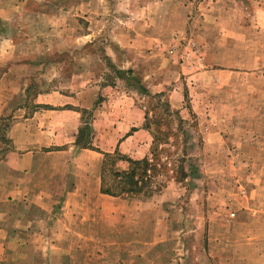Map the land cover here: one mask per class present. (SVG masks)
Returning a JSON list of instances; mask_svg holds the SVG:
<instances>
[{"label":"rangeland","instance_id":"rangeland-1","mask_svg":"<svg viewBox=\"0 0 264 264\" xmlns=\"http://www.w3.org/2000/svg\"><path fill=\"white\" fill-rule=\"evenodd\" d=\"M119 1L84 0L85 10H88L84 13L78 9L77 0H0V17H3L0 31L16 34L17 38L13 39L18 53L15 61L32 57L33 63H41L44 57L37 55L39 50H44L45 46L55 47L47 55L49 62L53 63L50 70L48 64L33 66L31 78L42 79L47 75L58 79L55 61L61 57L64 59L62 63L67 61L72 66L74 60L60 55V51L70 49V45L77 48L78 33L92 32L96 25L95 28L103 31L111 25L117 29L118 19L123 27L125 23L121 20L138 13L137 5L144 2L121 0L128 4L124 9L118 8ZM166 1L171 5L185 2ZM186 1L191 16L189 23L181 28L178 15L180 27L173 33L172 42L160 44L163 51L168 55L172 53L171 58L177 61V70L167 73L170 77L166 79L172 83L162 82L163 89L159 93L141 90L139 93L140 103L147 108V123L153 132L171 131L167 143L160 141L158 152L151 153L153 145L147 152L150 159L155 158L154 170L152 166L148 169L140 167L141 171L147 169V176L138 185L141 191L137 192L150 197L144 207L147 216L144 220L139 216L131 217L127 223L144 229L77 232V238L91 234L103 243L109 239L115 243L114 246L81 248L79 253L87 258L85 264H211L219 249L221 262L254 264L248 259L251 256L249 245H236L235 241L250 235L251 217L242 212L251 208L264 210V49H258L263 47L264 39L248 37L264 27H257L258 23L249 21L255 14L251 0ZM171 9L177 13L181 11L179 6L168 8ZM90 13L106 23H92L87 18ZM59 23L64 25L58 26ZM60 32L65 34V43L55 40L60 37ZM97 41V49L103 54L105 41L100 38ZM2 48L7 49L5 45ZM29 51L33 53L19 55ZM101 57L106 69L103 67L101 73L104 80L101 77L97 80H102V84L118 85L120 90H126V87L137 89V80L132 75L125 78L128 74L119 73L105 53ZM8 63L5 58L0 61V65ZM156 66L161 68V65ZM65 67L63 74L68 76L71 68ZM163 68L161 80L166 76ZM218 68L226 70L224 78L220 76L221 71H213ZM171 90L186 94L184 100L178 102V108L168 106ZM37 92L38 87H31L29 94ZM205 113H211L207 120ZM5 124L0 120V157H4L10 147L4 135ZM217 131L221 132L220 135ZM97 144H100L99 140ZM110 154L112 156L106 161L108 168L104 170L105 185L114 191H120L124 185L130 187L122 176L115 175L117 171L128 170L130 164L124 162L122 153ZM192 164L199 172L183 176L181 167L185 166L188 172ZM158 207L162 209V220L154 226L151 220L157 217L155 208ZM167 218L171 220L166 222ZM123 221L114 218L113 223L118 225ZM258 221L264 223V214ZM95 222L98 226L106 225L105 217H99ZM80 223L77 225H83L82 221ZM138 238L145 239L144 247L131 246V241ZM156 239L163 241L157 246L150 245ZM42 252V247H35L36 256ZM236 252L243 254L244 259L237 256L233 261ZM55 254L56 249H53L51 255ZM90 258L93 259L90 261Z\"/></svg>","mask_w":264,"mask_h":264},{"label":"crops","instance_id":"crops-1","mask_svg":"<svg viewBox=\"0 0 264 264\" xmlns=\"http://www.w3.org/2000/svg\"><path fill=\"white\" fill-rule=\"evenodd\" d=\"M83 1L77 0V7L86 13L87 5ZM251 1L255 14L249 21L258 23L257 27H264V0ZM186 3L185 0L179 5H171L166 0H144L136 7L138 13L121 20L125 23L123 27L118 19L117 29L111 25L103 31L95 28L96 25L92 32L78 33L77 48L70 45V49L60 51V55L74 60L72 66L67 61L62 63L63 58H56L57 67L54 69L60 76L58 79L47 75L42 79L31 78L33 66L48 64L47 69L50 70L53 63L49 62L47 55L55 47L45 46L44 50H39L37 55L44 57L41 63H33L32 57L15 61L18 53L13 39L17 38L16 34L0 31V61L5 58L9 62L0 65V72L3 71L0 73V120L7 123L4 135L10 142L8 152L0 157V263L45 264L57 261L59 264H85L87 258L79 253L81 248L114 246L115 243L111 239L103 243L91 234L77 238V232L144 229L140 225L130 226L127 222L135 216L144 220L147 216L144 207L150 197L137 192L114 191L106 186L104 170L108 165L105 160L107 154L114 152L134 160L146 157L153 145L154 132L151 126H147V108L140 103L139 86L136 87L138 90L127 87L120 90L113 83H101L104 80L101 77L104 71L101 55L105 53L117 69L132 71L128 76L132 75L149 93H159L163 89L162 82L172 83V80L167 81L166 78L170 77L167 73L177 70V61L171 58L173 54L168 55L160 44H170L175 30L189 23L191 16ZM127 5L126 1L118 2V8L126 9ZM171 6L181 7L183 13L168 10ZM162 7L168 8L162 10ZM87 18L92 23H106L91 13ZM0 23L3 24L2 21ZM59 36L55 40L65 43V34L60 32ZM248 37L264 39V30ZM99 38L105 41L103 54L96 46ZM262 42L263 47L258 49H264V40ZM3 45L7 49L3 50ZM31 53L21 52L19 55ZM156 65H161V68ZM65 66L71 68L68 76L63 74ZM163 66L166 76L161 80ZM213 71H221V78L226 75L222 68ZM99 77L102 80H97ZM31 87H38L37 94H29ZM185 95L171 90L168 106L180 107L178 102L183 101ZM208 115L211 113H205V120ZM87 123L90 130L84 132ZM98 140L100 144H97ZM206 144L209 145L208 142ZM124 162L129 163L126 159ZM108 189L112 191H106ZM135 198L138 200L136 205ZM155 213L157 217L151 220L154 226L162 220L161 207L155 208ZM242 213L251 217L250 235L241 236L235 243L249 245V261L264 264V223L258 221L264 210L251 208ZM99 217H105V226L95 224ZM114 218H121L123 224L115 225ZM169 220L167 218L166 222ZM81 221L83 225H77ZM239 227L241 229V223ZM162 241L156 239L150 245L157 246ZM146 243L145 239L138 238L131 241V246L140 248ZM35 247H42V254L36 256ZM53 249H56L55 255H51ZM218 253H221L220 249L211 259V264H234L221 262ZM237 256L240 259L245 257L236 252L233 261Z\"/></svg>","mask_w":264,"mask_h":264},{"label":"trees","instance_id":"trees-1","mask_svg":"<svg viewBox=\"0 0 264 264\" xmlns=\"http://www.w3.org/2000/svg\"><path fill=\"white\" fill-rule=\"evenodd\" d=\"M117 71H119V73H123V74H128V73H132V71H124V70H121V69H117ZM125 78H129L128 77H125ZM129 81V80H128ZM137 86H139V89L142 91V92H146L148 93V90L140 85V83L137 81L136 82ZM148 119V117H147ZM147 126L148 123H147ZM150 127V126H149ZM84 132L86 131H89L90 130V126L88 124L85 125V129L83 128ZM170 133L171 131H167V132H163L162 130H159V133H154V140H153V148L151 149V153H154V152H158V148H159V143L160 141H163L164 143H167V140H169V137H170ZM175 135V133H173ZM115 153H119V152H115ZM112 156L110 153L107 154V159L108 157ZM158 158V157H157ZM123 159L125 160H128L129 163H130V168L128 170H125L123 172H115V175L116 176H122L123 178V181L126 183V184H130L131 186L130 187H127V186H123L121 188V191H127V192H138V191H141L139 189V187L141 188V186H138L140 184V182H142L145 178V176H147V169L150 168L149 166H152L151 168H153L154 170V167H153V161L155 160V158H151L150 159V156L147 155L146 157L142 158V159H137V160H134L132 158H129V157H126L123 155ZM160 161V159H158ZM107 160H105L106 162ZM141 166H144V168H147V169H142L141 171ZM192 169H190V171H186V167L185 166H182L181 169H182V173H183V176H190L191 174H194L196 172H199V169L198 167L195 165V164H192L191 166ZM108 192L112 191L111 189H108L106 190Z\"/></svg>","mask_w":264,"mask_h":264}]
</instances>
